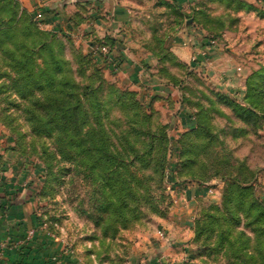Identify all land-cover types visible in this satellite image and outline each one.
I'll return each instance as SVG.
<instances>
[{
  "label": "rangeland",
  "instance_id": "obj_1",
  "mask_svg": "<svg viewBox=\"0 0 264 264\" xmlns=\"http://www.w3.org/2000/svg\"><path fill=\"white\" fill-rule=\"evenodd\" d=\"M87 2L109 34L79 29L80 14L56 27L38 4L0 0L1 175L34 173L38 222L77 264H132L161 245L185 264H264V100L249 106L170 52L191 4ZM117 6L128 22L112 27ZM111 41L134 62L151 55L174 96L119 71ZM249 67L264 68V51ZM252 83L263 95L264 79ZM179 104L191 119L180 131Z\"/></svg>",
  "mask_w": 264,
  "mask_h": 264
},
{
  "label": "crops",
  "instance_id": "obj_2",
  "mask_svg": "<svg viewBox=\"0 0 264 264\" xmlns=\"http://www.w3.org/2000/svg\"><path fill=\"white\" fill-rule=\"evenodd\" d=\"M23 5L32 10L35 4L40 6L43 17L56 27L75 24L76 15L80 14L79 29H90L94 36L101 38L106 30L97 13L88 10L87 0H22ZM201 0H175L181 9L189 12L188 5L193 8ZM252 5L264 15V0H240ZM215 7L214 4H210ZM86 9V10H84ZM112 27L127 24V11L112 8ZM213 14H218L215 12ZM237 22L231 27L226 23L220 41L216 47H207V40L202 39L204 30L192 21L186 22L176 36L166 44L170 52L185 64L196 67V71L214 80L219 87L229 94L243 95L244 81L249 74L250 65L262 57L264 51V16L255 11H239ZM91 18V21H90ZM104 26V27H103ZM87 33V31H86ZM115 37V36H114ZM260 50V51H259ZM126 53L115 43L109 58L113 59L119 71L130 67L134 69L132 80L141 82L144 89L158 95L174 96L175 87L154 75V58L145 55L141 61H132L125 57ZM195 61V62H194ZM247 63V64H246ZM113 65V64H112ZM115 65V64H114ZM148 65L149 67H144ZM179 131L191 125L189 110L185 104L178 105V112L172 117ZM15 166V167H14ZM15 169L5 170L0 183V263L3 264H50L53 255H59L63 264H77L71 254L63 249L61 242L46 231L38 222L35 213L36 183L34 173L29 169L14 165ZM31 232V234H30ZM185 254L174 245H161L150 252L149 257H139L132 264H185Z\"/></svg>",
  "mask_w": 264,
  "mask_h": 264
},
{
  "label": "trees",
  "instance_id": "obj_3",
  "mask_svg": "<svg viewBox=\"0 0 264 264\" xmlns=\"http://www.w3.org/2000/svg\"><path fill=\"white\" fill-rule=\"evenodd\" d=\"M210 4H214L215 7H211ZM213 9H221L222 10L221 12H223L224 15L226 14L227 17L226 15L216 16L215 14H213L214 13ZM242 10L255 11V12H258L259 16H264L255 7H253L252 5L246 4L240 0H201L197 2L193 8V11H192L193 17H188V18H192L193 23L195 25L200 26L204 30L206 36H210L208 37L210 38L209 40L218 41L221 37V33L224 31L226 27V23L228 24L229 27L236 24L237 18L235 15L236 13ZM214 29H219V31L215 33V35L213 36L209 35L210 33L213 32ZM113 43L114 41H111L110 51L112 49ZM263 79H264V68H260L258 71L253 72L246 77L244 81L245 92L243 95V99L249 106L253 104L252 99L254 98L258 97L261 100H264V94L262 95V93H260L261 91L252 90V84H253L252 82L254 80L261 81ZM252 94H260V95L253 97ZM238 108L242 111H246V112L248 111V109L245 107H238ZM234 198H237V196Z\"/></svg>",
  "mask_w": 264,
  "mask_h": 264
},
{
  "label": "built area",
  "instance_id": "obj_4",
  "mask_svg": "<svg viewBox=\"0 0 264 264\" xmlns=\"http://www.w3.org/2000/svg\"><path fill=\"white\" fill-rule=\"evenodd\" d=\"M216 46H217L216 40H208V43H207L208 48L209 47H216ZM92 51H93V53L97 54V53L101 52V49H99L97 46H95L92 49ZM109 60H110V58H109ZM0 183H1V171H0ZM30 234H31V232H30ZM0 264H3V263H0ZM50 264H63V263H62L60 256L56 254L50 258Z\"/></svg>",
  "mask_w": 264,
  "mask_h": 264
},
{
  "label": "water",
  "instance_id": "obj_5",
  "mask_svg": "<svg viewBox=\"0 0 264 264\" xmlns=\"http://www.w3.org/2000/svg\"><path fill=\"white\" fill-rule=\"evenodd\" d=\"M78 1H80V0H78ZM190 22V21H189Z\"/></svg>",
  "mask_w": 264,
  "mask_h": 264
}]
</instances>
